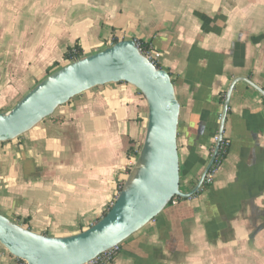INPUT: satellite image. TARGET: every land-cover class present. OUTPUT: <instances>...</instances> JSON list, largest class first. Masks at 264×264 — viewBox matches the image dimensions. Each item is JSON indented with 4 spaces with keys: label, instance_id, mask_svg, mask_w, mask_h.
Returning <instances> with one entry per match:
<instances>
[{
    "label": "crops",
    "instance_id": "1",
    "mask_svg": "<svg viewBox=\"0 0 264 264\" xmlns=\"http://www.w3.org/2000/svg\"><path fill=\"white\" fill-rule=\"evenodd\" d=\"M124 40L152 44L171 77L180 192L209 163L227 95L228 147L212 183L173 199L111 264H264V0H0V113L71 63L70 48ZM147 115L136 88L110 83L0 143V215L44 236L87 230L127 181ZM0 264H19L1 244Z\"/></svg>",
    "mask_w": 264,
    "mask_h": 264
},
{
    "label": "water",
    "instance_id": "2",
    "mask_svg": "<svg viewBox=\"0 0 264 264\" xmlns=\"http://www.w3.org/2000/svg\"><path fill=\"white\" fill-rule=\"evenodd\" d=\"M120 82L136 88L148 110L142 146L127 181L104 216L76 235L56 238L36 234L0 215L1 246L25 264H86L137 233L173 199L189 198L201 188L222 139L229 95L209 163L196 187L183 194L177 150L180 106L173 83L169 73L147 60L132 40L119 41L48 75L10 111L0 113V143L29 132L76 96ZM256 89L264 97L263 91Z\"/></svg>",
    "mask_w": 264,
    "mask_h": 264
},
{
    "label": "built area",
    "instance_id": "3",
    "mask_svg": "<svg viewBox=\"0 0 264 264\" xmlns=\"http://www.w3.org/2000/svg\"><path fill=\"white\" fill-rule=\"evenodd\" d=\"M137 48L139 49L140 53L147 59L149 60L152 64L157 65L158 61L161 57V53H159L158 51H156V49L153 47L152 44L148 43V44H142L139 42H135ZM218 142V135L215 136L214 138V143L216 145V143ZM227 147H228V143L225 142L223 139H221L220 143H219V148L216 154V157L214 159L213 164H215L214 168L209 169V171L207 172L204 181H203V185H210L213 181V177L216 173V171L219 169L222 161L224 160V157L227 153ZM215 149V148H214ZM213 149V151H214ZM138 151L139 149L136 151L135 155H132L128 158V172L131 171V169L133 168L136 159H137V155H138ZM212 151V153H213ZM222 156H221V155ZM220 155V156H219ZM121 190V188H120ZM119 251V246H116L110 250H107L105 252H103L102 254H100L99 256H97L96 258H94L93 260L89 261L86 264H111L115 257L117 256V253Z\"/></svg>",
    "mask_w": 264,
    "mask_h": 264
},
{
    "label": "trees",
    "instance_id": "4",
    "mask_svg": "<svg viewBox=\"0 0 264 264\" xmlns=\"http://www.w3.org/2000/svg\"><path fill=\"white\" fill-rule=\"evenodd\" d=\"M82 57V51L78 46H74L72 48H70L67 53L64 56V61L67 62H74L78 59H80ZM158 69H160V67L157 65H155ZM137 147L131 146L128 150V158L132 155H135L136 151H137ZM221 155V154H220ZM219 155V156H220ZM222 156V155H221ZM215 164H213L212 168H214ZM19 264H25L24 262L18 260Z\"/></svg>",
    "mask_w": 264,
    "mask_h": 264
}]
</instances>
